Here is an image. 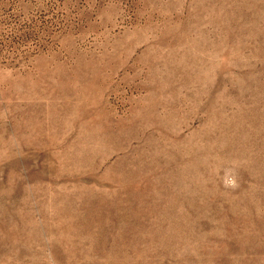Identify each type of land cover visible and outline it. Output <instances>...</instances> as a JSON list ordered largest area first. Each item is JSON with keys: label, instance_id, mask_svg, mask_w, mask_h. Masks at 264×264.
<instances>
[{"label": "rangeland", "instance_id": "rangeland-1", "mask_svg": "<svg viewBox=\"0 0 264 264\" xmlns=\"http://www.w3.org/2000/svg\"><path fill=\"white\" fill-rule=\"evenodd\" d=\"M0 264H264V0H0Z\"/></svg>", "mask_w": 264, "mask_h": 264}]
</instances>
